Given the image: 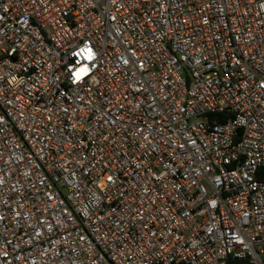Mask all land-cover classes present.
<instances>
[{"label": "built area", "instance_id": "obj_1", "mask_svg": "<svg viewBox=\"0 0 264 264\" xmlns=\"http://www.w3.org/2000/svg\"><path fill=\"white\" fill-rule=\"evenodd\" d=\"M264 264V0H0V264Z\"/></svg>", "mask_w": 264, "mask_h": 264}, {"label": "trees", "instance_id": "obj_2", "mask_svg": "<svg viewBox=\"0 0 264 264\" xmlns=\"http://www.w3.org/2000/svg\"><path fill=\"white\" fill-rule=\"evenodd\" d=\"M227 264H248V262L244 259L229 258Z\"/></svg>", "mask_w": 264, "mask_h": 264}]
</instances>
